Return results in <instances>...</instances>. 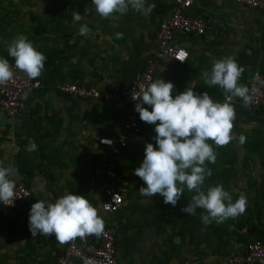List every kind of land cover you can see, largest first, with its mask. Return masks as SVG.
Segmentation results:
<instances>
[{
    "label": "crops",
    "instance_id": "crops-1",
    "mask_svg": "<svg viewBox=\"0 0 264 264\" xmlns=\"http://www.w3.org/2000/svg\"><path fill=\"white\" fill-rule=\"evenodd\" d=\"M147 3L155 5L151 14L131 10L125 19L127 13L103 19L94 8L85 12L89 0H50V7L43 9H49L56 22L52 20L44 37H51L56 48L43 53L44 70L36 79L41 87L28 91L26 99L21 97L12 138L5 137L9 121L0 111V160L16 169V181L23 183L34 199L55 202L65 192L84 196L98 209L105 224L113 218L102 210L105 170L114 160L116 188L123 198L116 214L119 263L226 264L225 255L242 252L255 240L264 242V106L253 108L238 97L232 99L236 112L232 132L234 135L239 129L246 141L241 146L235 145V140L223 147L213 144L217 160L214 164L206 162L212 175L206 177L203 188L222 184L233 200L246 195L248 206L235 219L205 223L203 209L192 216L181 211L193 195L187 189L175 207L165 204L159 195L139 194V188L146 185L133 173L144 158L145 144L155 143L154 125L140 120V133L127 137L118 156L99 144V139L115 140L122 132L129 110L127 95L110 101L84 100L56 88L61 83H73L111 92L133 84L157 49L159 24L172 9V0ZM73 12H79L83 19L74 23ZM188 14L205 18V34L176 33L171 43L184 48L188 59L184 64L160 61L153 81L161 78L172 82L173 95L192 88L198 94L208 92L220 102L225 98L223 89L205 83L202 77L213 60L233 57L244 69L238 83L247 87L255 71L264 74L263 10L234 0H194ZM82 24L91 29L86 36L79 34ZM117 33L121 38L117 39ZM5 51L0 50V57L8 55ZM28 139L35 141L37 151L26 150ZM30 209L26 205L6 217L0 214V264H55L66 246L54 236L32 237Z\"/></svg>",
    "mask_w": 264,
    "mask_h": 264
},
{
    "label": "clouds",
    "instance_id": "clouds-1",
    "mask_svg": "<svg viewBox=\"0 0 264 264\" xmlns=\"http://www.w3.org/2000/svg\"><path fill=\"white\" fill-rule=\"evenodd\" d=\"M154 4L147 0H91L85 12L95 10L101 18H118L129 10L142 15L151 14ZM72 19L78 23L83 19L79 12H73ZM91 29L82 24L79 34L86 36ZM117 39L122 34H116ZM8 55L14 59L15 68L22 71L30 80L39 78L44 70L46 56L38 51L25 35H17L7 48ZM13 66L8 59L0 57V85H5L14 78ZM244 69L237 61L227 56L212 61L210 70L202 73L205 83L223 89L225 102L212 98L208 92L198 94L192 88L173 95L174 84L159 78L140 87V92L133 99H139L135 111L141 121L154 125L155 143H146L144 158L134 170V175L144 182L139 194L144 197H163L165 204L175 207L185 189L193 193L182 212L192 216L198 209L204 210L202 220L205 223H224L235 219L247 210L246 195L233 196L222 184L203 188L206 177L212 175L206 162L214 164L216 147L228 145L233 140L243 144L246 137L233 135V121L236 112L232 99L238 97L247 106L251 101L249 88L238 81ZM27 93L23 98H27ZM147 105L151 108L144 107ZM211 141L212 143H209ZM111 145V140H102ZM28 152L38 150L34 140L28 139ZM18 173L11 166H5L0 160V203L12 205L15 196ZM29 230L32 237L37 235L51 237L63 245L77 237H99L105 229V221L98 214V209L81 195L65 192L55 202L38 200L32 204L29 218ZM84 264H95L85 258Z\"/></svg>",
    "mask_w": 264,
    "mask_h": 264
},
{
    "label": "built area",
    "instance_id": "built-area-1",
    "mask_svg": "<svg viewBox=\"0 0 264 264\" xmlns=\"http://www.w3.org/2000/svg\"><path fill=\"white\" fill-rule=\"evenodd\" d=\"M239 4L264 11V0H234ZM194 0H172L170 15L165 18L158 27L157 49L146 61L137 80L131 85H125L121 91L101 92L95 87L77 85L73 83H61L56 88L63 94L81 98L84 100L110 101L127 95L129 110L126 114L122 132L115 140L110 138L99 139V144L108 147L114 156H118L126 143L127 137L140 133V118L135 111V105L139 99H133L140 92L141 86H146L153 81L154 73L160 61H173L184 64L188 59L187 51L182 47L172 45L176 33L192 36L205 34L207 25L202 18H195L188 14ZM13 68L14 78L5 85H0V111L5 115L9 123L6 126L5 137L12 138L15 134L13 121L19 113L21 97L32 89L41 87L39 80H30L25 73L15 68V63H10ZM249 94L251 101L248 106L259 108L264 106V74L255 71L250 79ZM221 103L225 102V98ZM232 102V101H231ZM2 136V134H0ZM111 140L112 144L102 143V140ZM106 185L104 190L103 212L113 218L105 224L104 232L99 236L77 237L66 243L63 251L56 257L55 264H84L85 258L95 261V264H121L116 258V237L119 222L116 214L123 205V198L116 188V161H110L106 165ZM38 202L31 191L21 182L16 181L15 196L12 205L0 203V214L8 216L11 212L19 211L24 206H32ZM226 264H264V242L255 240L246 246L242 252L225 255ZM174 264V263H167Z\"/></svg>",
    "mask_w": 264,
    "mask_h": 264
},
{
    "label": "rangeland",
    "instance_id": "rangeland-1",
    "mask_svg": "<svg viewBox=\"0 0 264 264\" xmlns=\"http://www.w3.org/2000/svg\"><path fill=\"white\" fill-rule=\"evenodd\" d=\"M89 2L91 4V0ZM44 7H50V0H0V50H7L9 42L17 35H25L34 47L37 46L38 51H42V53L53 51L56 48V43L52 41L51 37H44V34L49 33L50 25L56 20L54 16L50 15L49 9L44 10ZM37 8L41 10H36ZM117 16L120 17L119 14ZM127 16H129L128 12L124 19ZM61 41L65 43L67 38L65 36L61 37ZM72 44H69L67 48H70ZM62 55V58L66 57L64 53ZM4 58L14 62V59L9 55H5ZM241 134L243 133L239 129L234 133L235 136ZM235 141L238 143H234L235 145H242L238 140ZM261 146L264 145L261 144Z\"/></svg>",
    "mask_w": 264,
    "mask_h": 264
},
{
    "label": "water",
    "instance_id": "water-1",
    "mask_svg": "<svg viewBox=\"0 0 264 264\" xmlns=\"http://www.w3.org/2000/svg\"><path fill=\"white\" fill-rule=\"evenodd\" d=\"M204 20H205V18H204ZM95 74V73H94ZM144 106H147V105H144ZM5 116V115H4Z\"/></svg>",
    "mask_w": 264,
    "mask_h": 264
},
{
    "label": "trees",
    "instance_id": "trees-1",
    "mask_svg": "<svg viewBox=\"0 0 264 264\" xmlns=\"http://www.w3.org/2000/svg\"><path fill=\"white\" fill-rule=\"evenodd\" d=\"M12 63H14V62H12Z\"/></svg>",
    "mask_w": 264,
    "mask_h": 264
}]
</instances>
